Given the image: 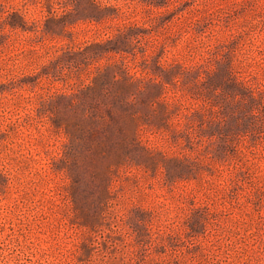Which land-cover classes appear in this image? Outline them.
<instances>
[{
    "label": "rangeland",
    "instance_id": "obj_1",
    "mask_svg": "<svg viewBox=\"0 0 264 264\" xmlns=\"http://www.w3.org/2000/svg\"><path fill=\"white\" fill-rule=\"evenodd\" d=\"M0 264H264V0H0Z\"/></svg>",
    "mask_w": 264,
    "mask_h": 264
}]
</instances>
